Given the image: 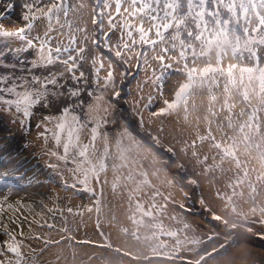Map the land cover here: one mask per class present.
I'll list each match as a JSON object with an SVG mask.
<instances>
[{
    "label": "snow or ice",
    "instance_id": "snow-or-ice-1",
    "mask_svg": "<svg viewBox=\"0 0 264 264\" xmlns=\"http://www.w3.org/2000/svg\"><path fill=\"white\" fill-rule=\"evenodd\" d=\"M0 264H264V0H0Z\"/></svg>",
    "mask_w": 264,
    "mask_h": 264
},
{
    "label": "rangeland",
    "instance_id": "rangeland-1",
    "mask_svg": "<svg viewBox=\"0 0 264 264\" xmlns=\"http://www.w3.org/2000/svg\"><path fill=\"white\" fill-rule=\"evenodd\" d=\"M80 203H87L86 199H81V198H75L74 199V204H80ZM85 219L87 220V217H85ZM88 233L91 234L92 233V228L91 225L88 227L87 229ZM81 235H83V230L81 232ZM260 239V238H259ZM261 247V244L258 242L257 246L255 247L256 249H259Z\"/></svg>",
    "mask_w": 264,
    "mask_h": 264
},
{
    "label": "flooded vegetation",
    "instance_id": "flooded-vegetation-1",
    "mask_svg": "<svg viewBox=\"0 0 264 264\" xmlns=\"http://www.w3.org/2000/svg\"><path fill=\"white\" fill-rule=\"evenodd\" d=\"M198 208H199V205L197 204V205H195V206H193V207L191 208V211L195 212V211L198 210ZM258 242L260 243V239H259V238H257V243H258ZM257 243L254 245V247L257 246Z\"/></svg>",
    "mask_w": 264,
    "mask_h": 264
}]
</instances>
